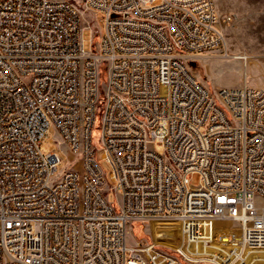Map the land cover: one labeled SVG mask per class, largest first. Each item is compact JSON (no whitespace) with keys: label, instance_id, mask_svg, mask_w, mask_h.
Instances as JSON below:
<instances>
[{"label":"built area","instance_id":"1","mask_svg":"<svg viewBox=\"0 0 264 264\" xmlns=\"http://www.w3.org/2000/svg\"><path fill=\"white\" fill-rule=\"evenodd\" d=\"M88 11L102 28L86 50ZM229 56L213 0H0V264H179L126 243L152 217L220 245L216 264L264 251V88L212 91L190 70ZM50 126L80 169L40 151Z\"/></svg>","mask_w":264,"mask_h":264},{"label":"rangeland","instance_id":"2","mask_svg":"<svg viewBox=\"0 0 264 264\" xmlns=\"http://www.w3.org/2000/svg\"><path fill=\"white\" fill-rule=\"evenodd\" d=\"M213 1L230 56L227 58L199 57L190 62V70L201 83L212 91L223 87H239L244 82L249 86L264 85V0ZM227 13H233L236 16L232 26L222 22V18ZM101 17L100 13L92 11L86 12L83 17L84 22L91 27L83 29L81 34L86 50L97 48V34L102 28ZM238 54L247 55V61L233 57ZM150 147L154 151L163 149V145L158 142L151 144ZM39 148L42 153L48 152L50 148L58 152L61 159L58 170L80 169L79 156L72 154L65 144L57 142L53 127H49ZM101 152V149L97 151L98 158ZM99 162L108 180L110 167L103 160ZM189 180L192 186H198L200 183L197 173L192 174ZM108 199L115 204L119 202L112 193H109ZM125 240L127 244L137 242L144 244L154 241L158 243V248L174 257L179 264H216L217 260L220 262L224 260L218 257L217 252L226 253L225 249L215 243L209 246L202 242L184 245L179 221L171 219L152 217L146 220L129 221ZM181 245L189 252L205 254L207 261L190 262L183 259L177 251ZM246 257L247 261L250 259L252 262L249 264H264V251H250L247 252Z\"/></svg>","mask_w":264,"mask_h":264},{"label":"bare ground","instance_id":"3","mask_svg":"<svg viewBox=\"0 0 264 264\" xmlns=\"http://www.w3.org/2000/svg\"><path fill=\"white\" fill-rule=\"evenodd\" d=\"M245 55V54H244ZM233 57H236V58H239V55H235V56H233ZM162 219H166V220H168V219H171V220H177V219H174V218H162ZM178 221V220H177Z\"/></svg>","mask_w":264,"mask_h":264},{"label":"crops","instance_id":"4","mask_svg":"<svg viewBox=\"0 0 264 264\" xmlns=\"http://www.w3.org/2000/svg\"><path fill=\"white\" fill-rule=\"evenodd\" d=\"M253 87H257V88H264V85H254Z\"/></svg>","mask_w":264,"mask_h":264}]
</instances>
